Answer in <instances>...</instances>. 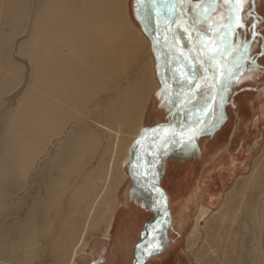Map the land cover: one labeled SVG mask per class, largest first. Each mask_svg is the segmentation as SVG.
I'll return each instance as SVG.
<instances>
[{"label":"bare ground","instance_id":"6f19581e","mask_svg":"<svg viewBox=\"0 0 264 264\" xmlns=\"http://www.w3.org/2000/svg\"><path fill=\"white\" fill-rule=\"evenodd\" d=\"M229 1L230 8L238 11L235 0ZM249 3L254 6L255 15L248 20L247 17L241 20L240 15L236 17L242 26H248L237 34L233 31L237 20L230 22V15L219 12L226 25L220 30L212 16L206 18L214 30L213 35L208 34V42L212 36L219 45L220 52L212 49L214 55L219 59L222 56L240 59L239 72L225 70L218 76L211 65L207 69L200 57L186 50L196 62L198 76L201 74L191 101L201 99L203 104L196 121L185 122L184 113L175 130L179 137L195 134L199 127L216 118L225 97V102H230L227 111L236 108L240 113L234 110L240 123L234 128L230 142L235 143L233 150L238 147L239 155L250 154L251 162L245 170L249 174L234 178L217 208L199 203L193 219L184 210L180 230L175 227L179 218L169 198L171 207L165 212L158 236L140 246L143 258L170 247L183 234V227L190 225L184 233L188 247H195L196 238L202 234L205 239L212 235L218 238L219 245L210 257L213 264H264V141L260 138L248 144L250 128L243 121L239 106L242 101L248 105L264 137V123H261L264 120V0H247L239 4L240 8L247 9ZM195 5L196 1L186 0L181 15L183 27L177 28L178 15L176 22V40L189 49L192 37L184 31L197 32L199 42L201 36L193 21ZM131 8L141 16L140 22L162 17V8L154 0H0V264H18L21 252L28 259V254L40 250L45 240H49L55 259L61 248H65L56 264H78L77 254L89 238L76 242V234L88 214L95 216L99 181H107L109 177L110 195L104 199L101 217L97 215L96 220V226L102 227H95V231L108 235L118 204V188L127 177L152 187L158 202V189L146 177L145 170L154 166L160 141L167 138L169 131L155 130L156 126L149 129L145 123L149 114L154 125L168 117L172 102L164 73L169 70L161 55L164 50L151 33L155 28L146 32L137 22V16L136 19L132 16ZM168 18L173 23L174 17ZM255 18L257 24H249ZM244 52L253 60L245 58ZM229 73L236 79L232 90L223 78ZM178 97L174 119L180 116L179 107L189 97L187 90H179ZM256 103L258 108L254 113ZM98 123L111 127L123 123L124 137L129 138L121 140L120 146H115L117 141L112 142L114 145L105 144ZM245 129L244 138L235 142L234 136L245 133ZM226 133L228 128L223 127L217 134L201 140L203 158L211 157ZM145 136L153 145L146 147L142 142ZM115 147L116 152L131 157L130 173L122 164L123 155L118 161L105 156ZM97 152H101L99 161ZM238 157L233 159L236 168ZM89 164L92 166L85 169ZM54 171L58 173L55 180L48 182L44 177L38 183L40 174ZM156 176L159 177V171ZM34 184L36 198L26 209L21 194L30 195L29 186ZM245 190L250 192L249 197ZM40 192L45 196L40 198ZM58 209L63 213L55 219L52 213L59 212ZM206 216L208 223L203 231L199 222ZM248 220L249 226H244L243 222L247 224ZM71 236L75 241L69 244ZM188 256L184 254L182 264H204L200 262L201 255Z\"/></svg>","mask_w":264,"mask_h":264},{"label":"rangeland","instance_id":"374dc122","mask_svg":"<svg viewBox=\"0 0 264 264\" xmlns=\"http://www.w3.org/2000/svg\"><path fill=\"white\" fill-rule=\"evenodd\" d=\"M159 0H157V2H158ZM175 1V2H174ZM160 0V2H161V4H167L168 6L169 5H171L173 2H174V4H176V6H175V10H174V15H170V16H173V17H175L174 18V20L177 22V1L176 0ZM194 1H196L197 2V5H195L194 6V12H196V8L197 7H200L201 8V6H202V4H203V2H208L209 3V0L208 1H206V0H194ZM247 1V0H246ZM156 2V1H155ZM156 2V5H158V3ZM250 2H251V0H250ZM169 3V4H168ZM210 9H211V11H210V17L212 16V18H214L213 20H216V27L220 30V29H224V26H226L225 25V20L223 21V19H220V17H219V12L220 11H224V9H227L228 10V12H229V9H230V6H229V4H230V1L229 0H218V1H211L210 3ZM235 4V6L237 7V9H238V11L236 12L235 10H231L233 13L235 12V14H232L231 15V18H232V20L230 21V22H232L233 20H234V18L235 17H237L238 15H240V17H242L243 19H246V17H247V20L248 19H250V16L251 17H254V15H255V9L253 8L254 6H252V4L250 5L249 4V8L247 9V13H248V15H247V13H246V11H245V9H243V8H240V6L241 5H239V4H236V3H234ZM248 4V3H247ZM172 6V5H171ZM170 6V7H171ZM132 10H131V14H132V16L136 19V16H137V22L142 26V28L143 29H145V31L146 32H150V31H153L152 29L153 28H155L156 26L158 27V29H160L161 27H163V24L165 25V22H164V20H160L161 18H157V17H155V19H154V21L153 22H150V21H143V22H140L141 21V16L140 15H137L136 14V12L134 11V9L133 8H131ZM245 13V14H244ZM196 13H194V16H196L195 15ZM227 15H228V13H226ZM164 16V15H163ZM194 16H193V21H194V24L196 25V28L199 30V33H201L200 32V30L202 31V33H201V35H203V36H200V43H201V46H202V48H203V51L205 52V55H206V57H207V59H208V62L210 63V65H211V67H212V71L213 70H215V74H217L218 76L219 75H221V72L223 73L225 70H226V72H228V70L230 71H233L234 73H237V72H239L240 71V68H241V66H240V63H241V60L239 59H235V58H233L232 60H230V59H228L227 57H225V56H222V57H220V59H219V57L217 56H215L214 55V52H215V50H217V51H219V45H218V42L214 39V38H212V36H211V38H210V43H208V34L210 35V34H212L213 35V32H214V30L213 29H211L210 28V24H208V21L207 22H205V18H203L204 20L203 21H201V20H198V17H195L194 18ZM198 16V15H197ZM171 20V19H170ZM173 20V23L175 22ZM195 20H196V22H195ZM222 20V21H221ZM235 20H237L236 18H235ZM212 21V20H211ZM220 22V23H219ZM224 22V23H223ZM157 24V25H155V24ZM153 24V25H152ZM176 24V23H175ZM249 24H257V20H256V18H255V20H251V22L249 23ZM152 25V26H151ZM243 24L242 23H240V20H237L236 21V23H235V28H234V34H237V33H239V31L240 30H242V29H244V30H247V28H248V26L246 27V26H242ZM151 27H153V28H151ZM215 28V27H214ZM216 32H219V31H217L216 30ZM230 32V31H229ZM228 31L226 32V36L227 37H229L231 34L229 33ZM258 35H260L261 36V34H260V32H259V34ZM154 40V39H153ZM224 40H229L228 38H225ZM212 46V47H211ZM214 48H216L215 50H214V52L212 51V49H214ZM205 49V50H204ZM220 52V51H219ZM239 56L241 57V55L239 54ZM244 57L245 58H249L250 60H253L252 59V57H251V55H249V54H247V53H245L244 52ZM216 60V62L215 63H213L214 61L213 60ZM220 62V63H219ZM217 66L218 65V67H216L215 65ZM219 68V69H218ZM220 72V73H219ZM226 76V75H225ZM223 77L225 80H227L228 81V83H229V85H230V87L229 88H231V90L234 88V84H235V81H236V79H235V77H234V75L231 73H229V76H226V77ZM234 77V78H233ZM219 78V77H218ZM233 79V80H232ZM197 80H198V77H197ZM197 82V81H196ZM233 84V85H232ZM232 85V86H231ZM177 93L179 94V89L177 90ZM176 93V94H177ZM177 94V95H178ZM177 98H178V100H179V97L177 96ZM225 101H227V99L225 98L224 99V101H223V103L221 104H219V113H225V112H227V114H228V117L230 118V120L231 121H227V123H226V126L225 127H227L228 128V132L230 133L231 131L233 132V130H234V128L237 126V124L238 123H240V118H239V115L238 114H240L239 113V111L236 109V108H234V110H236L237 111V113L238 114H236L235 112H234V110L232 109L231 111H227V109H228V104L227 103H230V102H226L225 103ZM238 101V100H237ZM263 101H264V99H263ZM178 103V102H177ZM198 104L199 105V107H200V109H201V107H202V104H203V102H202V100L201 99H198V100H196L191 106H193L194 104ZM249 104V103H248ZM221 105H223V107L221 106ZM240 106V109H241V114L243 115V118H242V116H241V118L243 119V121L247 124V125H249V130H250V136H249V138L247 139V142H248V144H252L253 143V141L255 140V139H262V143H263V141H264V137H263V134H262V128H261V126L260 127H256V125H255V123H254V119H253V117L254 116H252L251 115V113H250V108L248 107V105L246 106L245 105V103H243V101H242V103L239 105ZM257 108H258V104L256 103L255 105H254V113H256L257 112ZM223 109H224V111H223ZM229 109H230V106H229ZM246 109V110H245ZM252 111V110H251ZM186 112V111H185ZM201 116V114L200 115H198V116H195V117H193L191 120H186L185 119V117H184V121L185 122H192V121H196V118L198 119V117H200ZM231 116V117H230ZM228 118V119H229ZM165 119V118H164ZM164 119L161 121V123H159V124H157V125H160V124H162V123H167V122H164ZM174 119V118H173ZM246 121H248V123L246 122ZM253 121V122H252ZM150 122H151V124H150ZM173 122V121H172ZM261 123H264V120H262L261 121ZM147 126H149V129L151 128V129H153L155 126L157 127V125H154V123H153V121H152V118H151V115L149 114L148 116H147V121H146V123H145ZM207 124V126L204 124V125H202L201 127L203 128H201V127H199L200 129H198L197 131L198 132H195V134H193V135H191V137L192 138H194V139H199V138H204V137H207L208 135H210V134H213L215 131H212L210 134H208V129H211L210 127H212V125H213V123H206ZM210 124V125H209ZM98 125V128H99V131H101V135L103 136V132H104V143L105 144H107V143H111L112 145H114V143H115V141H117V143L115 144V146H120V141L122 140V141H124V131H125V129H126V127H124L123 126V123L122 124H117L115 127H111L110 125H107L106 123H98L97 124ZM118 127V128H117ZM122 127V128H121ZM232 129V130H231ZM104 130V131H103ZM206 130V132L204 133V131ZM246 131H247V129H245V133H239L237 136H234L235 137V139H236V141L235 142H238V141H240V139L244 136V135H246ZM108 133V134H107ZM107 134V135H106ZM199 134H201V135H203V136H201V135H199ZM106 135V136H105ZM110 135V136H109ZM109 137V140H107L108 139V137ZM127 138H125V141L129 138V136H127V135H125ZM107 137V138H106ZM189 137V136H188ZM190 137V138H191ZM211 137V136H210ZM230 137H233V135H232V133H231V136ZM117 138V139H116ZM121 138H123V139H121ZM180 138H183L182 136L181 137H179V136H175L173 139H172V142H171V144H170V146L168 147V149H167V151L164 153V155H163V159H162V161H161V163L158 165V171H159V177H160V183H161V185L164 187V189L167 191V188H166V186H170V187H172L173 186V184H174V181H176L179 185H182V186H186V185H188L187 183H186V180H185V174H181V175H179V176H181L180 178H178L179 176H177L175 179H173V177L170 175V174H168V173H165L166 174V176H164V172H165V170L167 171V165H168V163H167V159L165 158L166 157V155L170 152V151H172V148L176 145V143L179 141V139ZM244 138V137H243ZM113 141H112V140ZM115 139V140H114ZM145 139H146V136L143 138V140L144 141H142V142H145V145H146V147H149L151 144L153 145V143H152V141H150L148 138L146 139V141H145ZM107 140V141H106ZM121 141V142H122ZM112 142H114V143H112ZM154 142V141H153ZM126 143V142H125ZM117 144H119V145H117ZM149 144V145H148ZM230 144H231V148H230V150L229 151H227L226 152V155H225V157L224 158H222L221 157V159L222 160H224V159H226V158H228L229 160H228V162H229V165L227 166V168H226V171H224L223 173H218L219 174V180H217L216 178H215V180H216V183L218 184V185H220V181L222 180L223 182H225L226 183V185H225V188L224 189H222V190H220V192H218L217 194H216V196H212V195H210V184L209 183H207L205 186H202L200 189H199V197H197L198 199L195 201V204L193 205L194 206V208H193V210H191L190 208H189V210L191 211L190 213H186L187 214V216L188 215H190L191 216V218H192V215L194 214V212H195V210H196V208H197V205L199 204V203H204V204H207V205H210L211 207H212V209H215V208H217V206H218V204H219V201H220V199H221V196H222V194H223V192L227 189V188H229L230 187V185L233 183V180H234V178L237 176V175H240V174H244V175H248L249 174V172H247V171H245L246 169H247V166L249 165V163L251 162V159H250V154L247 152L246 154H245V157L243 156V155H239L238 154V147H235L236 149H234L233 150V148H232V146H235V143H231L230 142ZM146 151H148L147 149L145 150V152ZM122 152V151H121ZM114 153V154H113ZM116 153V154H115ZM117 153L118 152H116V147H115V150L113 151V152H109V153H107L108 154V156H107V154L105 155L108 159L110 158V157H113V158H115V160L116 161H118L117 159H120L121 160V158H122V164H123V166H125V170H127L126 168H127V166H128V164H124V160L128 157L129 158V160H130V163L132 162V159H131V157L130 156H127V157H125L124 155H123V152H122V154H120V152L118 153V155H117ZM99 154H101V152H97V154H96V157L97 158H99L98 159V161L101 159V157H99ZM112 154V155H111ZM116 155V156H115ZM121 155H123L122 157H121ZM235 156H239L238 157V159H237V162H239V166H238V168H236V167H234V165H233V159L235 158ZM213 157H215V156H213ZM87 159H88V157H87ZM204 159H205V161L208 163V162H210L211 160H208L207 161V157L206 158H201L200 157V155L198 154V156L196 157V158H194V159H192V160H190V161H188V164H185V167H183V169L185 168L186 170L188 169L187 168V166L190 168L191 167V174H190V178H191V183L193 182V184H192V186H194L195 187V189H196V187L198 186V184L199 183H196L195 182V180H197V182H199V181H201V182H204V180L206 181V178L208 177L207 176V174L206 173H204L203 175H202V173L204 172V170H211L210 169V167H207L206 168V163L204 164V163H202V160L204 161ZM167 163V164H166ZM211 164H213V163H211ZM130 165V167H131V164H129ZM90 166H92V165H88L87 167H85V169H87V168H89ZM206 168V169H205ZM39 169V167H37L36 168V171ZM234 169H235V172H234ZM182 172H183V170H182ZM185 173V172H184ZM198 176H197V175ZM218 174L215 176V177H217L218 176ZM201 175H202V179H201ZM57 176H58V173L57 172H52V173H49V175L47 174V173H42V174H40V177H39V180H38V183H41L42 182V180H43V178L45 177L46 178V180L49 182V179H56L57 178ZM227 176H229V177H231V179H228L227 178ZM109 179H110V177L108 178V180L107 181H104V182H102V181H99V201H98V203H95V204H98V206H97V208H96V211L94 212V214H95V216L94 217H91L89 214L84 218V221H83V223L81 224V226H80V231L76 234V238H75V240H76V242L79 240H82V239H88V238H90V237H95V238H99V236L101 235H99V234H97V232L98 231H95L94 229H95V227H97L96 226V220L98 221V216H100L101 217V210L103 209V201H104V199L106 198V197H108L109 195H110V193H109V189H110V183L108 182L109 181ZM201 179V180H200ZM111 181V180H110ZM101 182V183H100ZM107 182V183H106ZM105 184V185H104ZM112 185V184H111ZM30 187V190H31V193H30V195H27V194H25V193H22L21 195H22V197H24L25 199H24V202H25V205H26V209H28L32 204H33V202H34V200H35V198H36V192H37V189L35 188V184L34 185H32V186H29ZM150 187V186H149ZM105 188V189H104ZM150 188H152V187H150ZM153 189V188H152ZM108 190V191H107ZM219 190V189H218ZM107 191V192H106ZM155 192V191H154ZM168 192V191H167ZM245 192L247 193V196L249 197L250 196V192H248L247 190H245ZM196 193V192H195ZM194 193V194H195ZM156 194V193H155ZM220 194V195H219ZM190 195H191V192H190ZM189 195V196H190ZM45 196V193L44 192H40V194H39V197L40 198H42V197H44ZM157 196V195H156ZM210 196V198H212L211 200H209L208 199V197ZM195 197V196H194ZM187 207H188V205H187ZM186 207V208H187ZM66 208V207H65ZM169 208H170V205H169ZM186 208H184V207H181V208H178L177 209V207L175 206V207H173V211H174V213H176L177 214V216H178V218H179V222H178V224L175 226V227H177V228H179V230H180V228H181V226L183 225V212H184V210H186ZM59 210V209H58ZM60 213H63V211H60L59 210V212H56V213H52L53 214V216H54V218L56 219V218H58V215L60 214ZM98 215V216H97ZM208 216V215H207ZM207 216L206 217H204L203 219H201L200 220V222H199V224H200V227H201V229L203 230V231H205V226L207 225V223H208V219H207ZM102 217H104V216H102ZM101 220H103V218L101 219ZM104 221V220H103ZM102 221V222H103ZM248 223L247 224H245V222H243V225L244 226H249V224H250V222H249V220L247 221ZM235 225H237V222L235 223ZM100 226L101 225H99L97 228H100ZM189 226L190 225H187V226H184L183 227V230H182V233L183 234H181V236H179L177 239H176V242H174L173 244H171L170 245V247H168V248H166L164 251H162V252H159V253H157V254H155V255H153V256H149V258L148 259H146V261H145V264H181V261H182V259L184 258V254H186L189 258H191L192 256L194 257H196V254H199V255H201V260H200V262L201 263H204V264H213V261H210V257H211V255H212V251L216 248V246L217 245H219V242H218V238L216 239V237H214L213 235L211 236V237H209L208 239H205V236H203V234H202V236H199V237H197L196 238V242H197V244H195V247L194 246H191V247H188L187 246V241H188V239H187V237L184 235V233H186V231H187V229L189 228ZM102 227V226H101ZM100 230V229H99ZM221 231V229L219 228V232ZM246 231V230H245ZM219 232H216V233H219ZM244 232V231H243ZM242 232V233H243ZM221 233H226V231H222ZM262 233H263V236H262V239H264V229H263V231H262ZM95 234H97V235H95ZM205 235V234H204ZM41 239H44V237H40ZM74 240V237L73 236H71V238H69L68 239V243L70 244V243H72V241H75ZM48 243H49V240H45V242H43V245H42V247L40 248V250H37L36 251V253H34V252H31V253H29L28 255V259L26 258V254L24 253V252H21V255H19V261H18V264H56V261L58 260V259H60L61 260V254L63 253V252H65V248L63 247V248H61L62 249V251L58 254V256L56 257V259H55V257H54V255L53 254H51V251H50V249H49V247L50 246H48ZM41 244V243H40ZM64 246H65V244H64ZM187 247V248H186ZM192 248V249H191ZM202 249V250H201ZM193 250H194V252H193ZM200 251V252H198L197 253V251ZM88 251H90L89 250V248H88ZM202 251H204L205 253H203ZM207 251V252H206ZM149 254V253H148ZM191 254H192V256H191ZM192 257V258H193ZM32 259V260H31ZM60 260H58V262L60 261ZM209 260V261H208Z\"/></svg>","mask_w":264,"mask_h":264},{"label":"crops","instance_id":"0c3cea01","mask_svg":"<svg viewBox=\"0 0 264 264\" xmlns=\"http://www.w3.org/2000/svg\"><path fill=\"white\" fill-rule=\"evenodd\" d=\"M155 1L157 2V0H154V2ZM211 1L214 0H209V3ZM174 2L171 4L172 6L171 5L168 6L166 3L161 4L160 0L157 2L158 6L162 8V12H161L162 17L160 16L161 17L160 20H164L165 25L167 24V22L168 24L166 26H164L163 24V27H161L160 29H158V27L156 26L154 29V33L151 32L153 34V38L155 39V42H157V45H159V47L162 48V51L164 50L162 52L163 54L161 55L163 56V61L166 62V67H167L166 70H169L167 71L168 73L167 72H165L166 74L164 73L165 75L164 77L166 78V79L164 78L165 79L164 81H166L167 83V88L168 86H170L168 90L172 93V95L171 93H169L170 102H172L171 104L172 108L169 110L170 112L168 114V117L164 119V122L167 123L172 122L174 118V114H175L174 106L178 102L177 96L179 95L177 93V90L179 89L180 91L182 90L185 91L187 89H190L196 83L198 77V69L195 60L189 55V53H187V51L176 40L175 37L176 19L174 20L175 21L174 23L169 22V18H168L169 15L171 14L174 15V10L176 6ZM209 3L203 2L201 8L200 7L197 8L198 13L196 12L195 13L198 15V16L196 15V17H198V20L203 21L204 20L203 18H205V22H206V20L210 16L211 9ZM247 9H245V11H247ZM231 10L232 9L230 8L228 12L227 9H224V12L222 11L220 12L221 15H225L226 13H228V15H230L228 16V20L231 21L232 20V18H230L231 15L235 14V12L233 13ZM193 13H194V9H193ZM200 32L202 33L201 30ZM201 33H199V35H201ZM221 106L223 107V105ZM200 112L201 109L199 105L196 103L186 110L184 117L186 120H191L193 117L198 116ZM228 118L229 117L227 112L219 113L218 110L216 118H214L211 121L213 125L212 127H210L211 129H208L209 130L208 134H210L212 131H215L213 134L215 133L217 134L218 132H220L221 129H223V127L226 126L227 121L228 122L231 121L230 118L229 119ZM205 132L206 130L204 131V133ZM231 133L232 131L230 133L229 132L226 133L225 136H223L220 139V145L214 150L215 152L212 153L211 157L207 159V161L208 160L211 161L207 163L204 159V162H202L204 164L206 163V168L210 167L211 170L209 171L204 170V172L202 173V175L204 173L207 174L208 177L206 178V181L204 180V182L201 181L197 182L198 179L195 180L196 183H199L196 189L194 186H192L193 182L191 183V178H190L191 177L190 174L192 172L191 167L189 168L187 166L188 168L187 170L185 168L183 169V167H185V164H188V161L196 158L198 154L202 158L201 149L203 147H201L202 146L201 140L204 138H208L213 134H210L207 137L199 138V139H194L191 136L180 138L179 141L176 143V145L172 148V151H170L166 155L165 158L167 159L168 165H167V171L165 170L164 172V176H166L165 173H168L173 177V179H175L177 176L181 174H185V180L186 183L188 184L186 186H182L179 185L176 181H174L172 187L166 186L168 191V192L166 191V193L168 195V198L173 200V207L176 206L177 209L181 207L186 208L188 205V207L185 210V212L188 214L191 212L189 208L193 210L194 208L193 205L195 204V201L198 199L197 197H199V189L202 186H205L207 183H209L210 184L209 193L213 197L216 196V194L220 192V190L225 188L226 183L221 180L219 182L220 185H218L216 183L215 178L219 180L218 173H223L224 171H226V168L229 165L228 162L229 159L226 158L222 160L221 157H225L226 152L229 151L231 148V144H230ZM221 140H224V142L222 143ZM221 145H223L222 148ZM124 164H128L126 169L128 173H130L129 164L131 163L128 157L124 160ZM217 174L218 176L215 177ZM202 175H201V179H202ZM180 177L181 176H179L178 178ZM227 178L231 179V177L229 176H227ZM125 180L126 183H124ZM125 180L122 181V183L118 188V192H117L118 204L116 207L117 211L115 210L114 212L111 225L109 226L110 231L107 232L108 235L105 236L102 233V231H98L97 234L99 235L101 234L99 238H95L93 236L90 237L87 241L88 245L86 244L85 247L83 248L84 251L82 250L77 254L78 264H132L133 263L135 256V247L137 243L141 240L147 225L155 217L157 213L158 204H157V196L154 190L150 188L148 185L137 182L132 177H130V179L129 177H127ZM208 199L211 200L212 198H210L209 196ZM169 205L171 207V204ZM92 239L94 240V242ZM99 240H101L100 243H98ZM88 248L90 251H88Z\"/></svg>","mask_w":264,"mask_h":264},{"label":"water","instance_id":"95a60500","mask_svg":"<svg viewBox=\"0 0 264 264\" xmlns=\"http://www.w3.org/2000/svg\"><path fill=\"white\" fill-rule=\"evenodd\" d=\"M186 2V0H177V15H178V23H177V28L181 29L183 27L182 23H181V15H182V10H183V6L184 3ZM185 34L186 33H190V37H192V47L189 48H185L184 46H181L187 50L188 52L192 53L194 56H198L200 57V60L202 62V64L204 65V67H206L207 69H211L210 68V64L208 62V59L203 51V48L198 40V35L197 32H193L191 30H187L184 31ZM188 35V34H187ZM201 74L199 73L198 76V80L197 82L190 88L187 89V93H188V99L186 100V102H182L181 106L179 107V111L178 114H180V116L178 117L176 115V118L174 119V121L171 123H165L162 124L161 126H157L155 128V130H161L162 128H164L165 130L167 129V131H169L168 135L166 136V139H161V148L158 152V154L156 155L155 158V164L154 166L150 167V169H146V177L152 181L155 184L156 189H158V202H157V213L155 215V217L149 222V224L147 225L146 229L144 230V233L142 235L141 240L137 243L136 247H135V256H134V261L132 264H144L146 261V257L143 258L140 255V246L144 243H146L149 239L151 238H155L156 236H158V232L160 227H162L164 220H165V212L167 210H169V198L167 196L166 190L164 189V187L160 184L159 181V177L156 176V173H158V165L161 163L162 159H163V155L165 153V151L167 150L168 146L171 143V139L176 136L175 130L176 127L179 123V121L181 120V115L183 116V114L185 113V111L187 109H189L190 105L193 104L194 100L191 101L193 98L191 97L193 95V93L195 92V90L198 87V81L200 78Z\"/></svg>","mask_w":264,"mask_h":264},{"label":"snow or ice","instance_id":"6c2138e0","mask_svg":"<svg viewBox=\"0 0 264 264\" xmlns=\"http://www.w3.org/2000/svg\"><path fill=\"white\" fill-rule=\"evenodd\" d=\"M245 2V0H235V3L236 4H242V3H244ZM241 20H242V17L240 18ZM227 50V49H226Z\"/></svg>","mask_w":264,"mask_h":264}]
</instances>
